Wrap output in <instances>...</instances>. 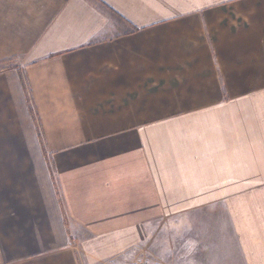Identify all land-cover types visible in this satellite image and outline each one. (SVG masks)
<instances>
[{"label": "crops", "instance_id": "1", "mask_svg": "<svg viewBox=\"0 0 264 264\" xmlns=\"http://www.w3.org/2000/svg\"><path fill=\"white\" fill-rule=\"evenodd\" d=\"M130 254L264 264V0H0V264Z\"/></svg>", "mask_w": 264, "mask_h": 264}, {"label": "rangeland", "instance_id": "2", "mask_svg": "<svg viewBox=\"0 0 264 264\" xmlns=\"http://www.w3.org/2000/svg\"><path fill=\"white\" fill-rule=\"evenodd\" d=\"M149 259V258H148ZM106 264H137L136 262H133V255L130 254L127 258H124L122 260H115ZM141 264H164L163 261H152V260H147L144 263Z\"/></svg>", "mask_w": 264, "mask_h": 264}]
</instances>
